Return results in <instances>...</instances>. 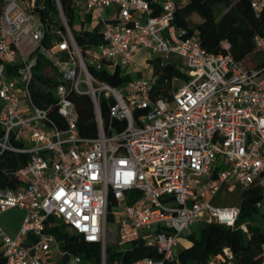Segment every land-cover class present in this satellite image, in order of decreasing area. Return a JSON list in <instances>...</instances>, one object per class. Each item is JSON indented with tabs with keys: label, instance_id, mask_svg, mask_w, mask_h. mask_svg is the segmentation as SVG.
Instances as JSON below:
<instances>
[{
	"label": "built area",
	"instance_id": "obj_1",
	"mask_svg": "<svg viewBox=\"0 0 264 264\" xmlns=\"http://www.w3.org/2000/svg\"><path fill=\"white\" fill-rule=\"evenodd\" d=\"M155 1L160 12L152 15L147 0H73L79 15H89L101 34L82 58L62 14L64 30L44 45L46 26L32 11L35 0H2L0 154H28L27 163L14 171L21 185L0 186V216L12 208L23 212L14 235L0 224L3 264H51L59 240L46 230L50 217L98 244L105 264L109 194L117 249L143 243L158 255L128 261L122 256L114 264L177 261L178 238L192 223L234 225L239 204L215 203L223 185L239 191L253 183L264 187V65L245 66L226 40L221 51H206L195 32L186 35L174 25L175 0ZM250 5L258 14L264 0H250ZM253 42L263 51L264 32ZM139 50L183 61L188 79L169 99L151 97L152 78L143 73L151 69L150 58L121 86L89 71H128ZM39 58L61 79L54 94L64 129L32 100L29 87ZM71 91L90 96L97 136L79 134ZM102 98L110 118L125 120L123 129L104 131ZM26 132L29 145L23 140ZM62 253L70 256L68 264L82 261L79 254ZM224 254L227 260L219 254L207 264H232L228 249ZM256 264H264V244Z\"/></svg>",
	"mask_w": 264,
	"mask_h": 264
},
{
	"label": "trees",
	"instance_id": "obj_2",
	"mask_svg": "<svg viewBox=\"0 0 264 264\" xmlns=\"http://www.w3.org/2000/svg\"><path fill=\"white\" fill-rule=\"evenodd\" d=\"M153 8L152 15L160 12V6L155 0H147ZM174 25L185 29L186 35L196 33L202 47L209 52L222 50L220 42L226 40L231 47V53L246 64L250 56H258L253 67L264 65V50H256L253 39L264 32V8L258 14L254 13L250 0H175ZM2 0H0V9ZM32 11L39 14L46 26L42 43L50 45L57 38V30H64L60 14L70 29L78 48L84 52L94 46L101 38L99 24L90 21L85 15L76 28L79 13L73 0H35ZM90 24L89 27L87 25ZM151 66V97L169 99L177 88L174 81L182 84L188 79L184 72V64L178 57L172 56L163 60L154 56L148 60ZM89 71L97 78L112 86L125 85L131 78L127 71L117 68L113 73L105 70L96 71L89 67ZM14 74L13 68L9 70ZM61 82L57 69L47 60L39 58L33 68V79L29 90L34 104L48 109V119L53 120L58 128H65V121L56 108L55 86ZM181 84V85H182ZM180 87V86H179ZM69 97L75 104L78 114L76 126L79 134L84 137H95L98 134L96 111L87 93L71 91ZM109 103L103 98L100 102V116L106 133L119 131L126 125L125 120L110 118ZM27 153L4 151L0 154V186L16 187L21 185L14 176V171L25 165ZM238 189V188H236ZM114 201L108 196L107 222L113 221L110 214ZM240 210L233 226L220 224L215 221H202L196 230L186 234L189 245L179 249L178 260L166 264H207L210 258L221 254L225 260L224 249L231 253L232 264H256L261 259L264 244V189L257 183L249 185L239 191L238 203ZM46 230L62 241L65 251L79 254L90 264H102L100 246L86 242L80 236L70 232L66 224L55 217L49 218ZM246 227V229L243 228ZM108 233V232H107ZM127 261L140 257H158L155 248L143 243L127 246L123 251L117 249L116 243L106 241L105 264H114L120 257ZM0 264L3 258L0 256Z\"/></svg>",
	"mask_w": 264,
	"mask_h": 264
},
{
	"label": "rangeland",
	"instance_id": "obj_3",
	"mask_svg": "<svg viewBox=\"0 0 264 264\" xmlns=\"http://www.w3.org/2000/svg\"><path fill=\"white\" fill-rule=\"evenodd\" d=\"M109 11L110 10L107 11L106 15L109 13ZM81 19H83V16L79 15V18L77 19V21L75 23L77 29L80 28L79 27V23H80ZM89 26H90V24L87 25V27H89ZM78 53H79L78 55L80 57L84 58V56H85L84 52L79 50ZM153 56H154V54L149 52L148 50H139L135 54L133 64H131L127 68V70H128L127 73L129 74V76L130 77H136L139 74V72L137 71L138 73H136L135 66L136 65L141 66V65L145 64L146 61H147V58H151ZM258 58H259L258 56H256V57L250 56L249 58H247L246 64L249 65V66H254L257 63ZM125 72H126V70H125ZM143 73H144V75L146 77H150L151 76V69L149 68V70H143ZM181 84H182V82H180V81H174L172 83V85L174 87H176V88L181 86ZM23 138H24L23 139L24 143L26 145H29L30 144V140L28 138L27 132L23 134ZM263 189H264V187H263ZM238 199H239V190L238 189L233 188L232 190H230L229 189V185H223L221 187V190L219 191V194H218V196H217V198L215 200V203L218 204V205H227V206H229V205H233V204L238 203ZM112 209L114 210L115 208L112 207ZM10 210L11 209L5 211L6 213H4V212L3 213L8 215V214H11V212L13 213L14 210H18L19 211V209H12L11 211ZM22 215H23V212L20 211L15 216L14 215H10V217H12L13 221H15V222L18 221L19 222L20 218H22ZM8 217H9V215H8ZM9 222H10V219H9ZM200 222H202V221H200ZM200 222L192 223L189 226V228L187 230H185L181 234V236L178 238V242H179L178 248L179 249L189 245V241H188V239L186 237V234L196 230L198 228ZM20 223H21V221H20ZM107 223H108L107 224V226H108L107 242H108V244H113V243H115L116 236H117V234H116V223H117V221L116 220L108 221ZM244 228H246V227L244 226ZM68 230L71 232L70 229H68ZM58 242H59L58 243L59 248L56 249L58 251L57 253L65 252V250H64V248L62 246V241L59 240ZM69 260H70V256L68 254H64V256L61 259H59V260L53 259L51 261L52 262L51 264H68ZM78 264H90V262L88 260H86V259H82V261L80 263H78Z\"/></svg>",
	"mask_w": 264,
	"mask_h": 264
},
{
	"label": "crops",
	"instance_id": "obj_4",
	"mask_svg": "<svg viewBox=\"0 0 264 264\" xmlns=\"http://www.w3.org/2000/svg\"><path fill=\"white\" fill-rule=\"evenodd\" d=\"M12 209H16V208H12ZM11 209V210H12ZM10 210V211H11ZM21 210H14L13 211V213L11 212V214H8L9 215V217H8V215L7 214H4V213H6V212H4V213H2L1 214V216H0V224L5 228V230L9 233V234H11V235H14L16 232H17V229H18V227H19V224H20V221H21V218H20V220H19V222L18 221H13L12 220V217H10V215H16L18 212H20ZM22 212V211H21ZM9 219H10V222H9ZM59 248V246H57V247H54V249H53V251H52V259H56V260H59V259H61L63 256H64V253H61V252H59V253H57L58 251L56 250V249H58ZM58 258V259H57Z\"/></svg>",
	"mask_w": 264,
	"mask_h": 264
}]
</instances>
